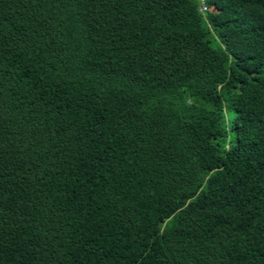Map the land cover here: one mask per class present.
<instances>
[{
    "label": "trees",
    "instance_id": "16d2710c",
    "mask_svg": "<svg viewBox=\"0 0 264 264\" xmlns=\"http://www.w3.org/2000/svg\"><path fill=\"white\" fill-rule=\"evenodd\" d=\"M0 264H264V0H0Z\"/></svg>",
    "mask_w": 264,
    "mask_h": 264
},
{
    "label": "built area",
    "instance_id": "2783aa9c",
    "mask_svg": "<svg viewBox=\"0 0 264 264\" xmlns=\"http://www.w3.org/2000/svg\"><path fill=\"white\" fill-rule=\"evenodd\" d=\"M205 10H206V8L202 5L201 11L204 12Z\"/></svg>",
    "mask_w": 264,
    "mask_h": 264
},
{
    "label": "rangeland",
    "instance_id": "374dc122",
    "mask_svg": "<svg viewBox=\"0 0 264 264\" xmlns=\"http://www.w3.org/2000/svg\"><path fill=\"white\" fill-rule=\"evenodd\" d=\"M229 114H231V113H229Z\"/></svg>",
    "mask_w": 264,
    "mask_h": 264
}]
</instances>
